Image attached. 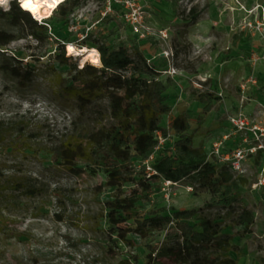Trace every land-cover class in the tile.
<instances>
[{"label":"rangeland","instance_id":"obj_1","mask_svg":"<svg viewBox=\"0 0 264 264\" xmlns=\"http://www.w3.org/2000/svg\"><path fill=\"white\" fill-rule=\"evenodd\" d=\"M10 3L0 7L8 10ZM44 23L53 29L47 41L37 44L27 38L6 49L7 55L36 68L34 80L23 84L0 71V122H18L23 130L22 138L0 143V172H7L0 179L31 178L40 189L29 197L21 188L0 187V264H135L131 256L147 264L151 249L160 247L174 229L147 239L131 235L136 247L130 252L116 238L110 242L108 224L101 220L104 203L114 196L113 190L101 191L106 175L91 172L83 163L69 170L54 158L55 145L81 138L97 121L92 113L80 115L76 101L64 93L72 68L57 63L53 55L64 45L69 55L68 45L97 50L103 44L113 51L127 49L131 56L140 52L155 78L169 82L170 112L162 123L167 140L154 151L155 158L165 150L176 153L171 126L183 113L194 147L212 164H228L225 157L246 150L243 173L237 176L247 180L240 198L254 214V224L247 229L237 225L236 215L222 212L223 230L237 247L232 257L239 264H264V0H82L65 21L53 13ZM0 29L13 30L1 19ZM235 36L240 39L236 47ZM71 56L82 68V58ZM205 94L213 108L201 123L200 96ZM96 106L103 116L106 102ZM240 115L248 125L244 131L233 122ZM151 186L138 203L141 215L202 210L211 200L210 192L188 181L160 180ZM133 189L124 191L129 195Z\"/></svg>","mask_w":264,"mask_h":264},{"label":"trees","instance_id":"obj_2","mask_svg":"<svg viewBox=\"0 0 264 264\" xmlns=\"http://www.w3.org/2000/svg\"><path fill=\"white\" fill-rule=\"evenodd\" d=\"M81 5L82 0H66L54 15L65 21ZM197 18L193 12L191 19L196 21ZM0 19L13 29H0V71L12 80L31 83L36 68L24 64L16 55H7L6 49L27 38L37 44L47 41L53 31L44 23L49 19L39 21L19 0H13L8 10L0 7ZM239 41L235 36L233 46L236 47ZM64 46L53 55L57 63H70L72 68L71 79L63 91L76 101L80 115L92 113L97 125L81 138L65 139L55 145L53 154L55 160L69 170L78 169L83 163L91 172L101 171L106 175L101 191H114L113 200L104 203L101 213V220L108 224L107 239L115 243L116 238V242L130 252L136 247L131 235L147 239L150 234L165 232L174 226L173 231L167 233L166 241L151 249L147 264H239L232 257L237 247L223 230L225 218L222 212L236 215L237 225H246L247 229L254 224V214L240 198L241 187L247 180L236 176L228 164H212L204 151L194 147V140L188 135L190 124L186 114H181L171 126L176 138V153L161 152L152 165L157 174L148 176L144 163L158 146L156 133L166 135L162 123L170 112L166 98L169 82L155 78V70L140 52L131 56L127 49L113 51L103 44L97 48L102 66L86 63L79 68ZM43 57L37 61L41 62ZM102 102L107 105L103 116V111L96 108ZM200 103L204 105L199 118L202 123L203 117L212 111L211 96L201 95ZM21 127L18 122H0V143L9 138H22ZM136 160L141 162L139 169ZM4 173L7 172H0L1 175ZM30 179L6 176L0 179V187L5 191L21 188L27 196L36 197L40 189ZM160 180L188 181L194 188L210 192L211 200L202 210L174 211L168 216L141 215L137 211L141 196L150 194L152 182ZM128 186H134L129 195L124 191ZM214 211L218 214H213ZM193 219L198 221L197 225L190 223ZM111 251L112 248L109 253ZM131 257L135 264H140L137 256ZM131 263L124 260L120 264Z\"/></svg>","mask_w":264,"mask_h":264},{"label":"bare ground","instance_id":"obj_3","mask_svg":"<svg viewBox=\"0 0 264 264\" xmlns=\"http://www.w3.org/2000/svg\"><path fill=\"white\" fill-rule=\"evenodd\" d=\"M66 0H59V2H54V0H31V6L29 8H24L30 10L34 15L39 19V21H44L52 17L53 13L57 8L64 3ZM24 0L22 1V5ZM54 5V6H53ZM69 46V45H68ZM72 46V52L69 55H76L82 58V66L85 63H91L95 66H102L100 53L96 49H89L88 47H83L77 49L75 46ZM69 51V50H68Z\"/></svg>","mask_w":264,"mask_h":264},{"label":"built area","instance_id":"obj_4","mask_svg":"<svg viewBox=\"0 0 264 264\" xmlns=\"http://www.w3.org/2000/svg\"><path fill=\"white\" fill-rule=\"evenodd\" d=\"M173 74H177V72L174 70ZM242 118H243V115H240L239 119L233 120L234 124L238 127V129L240 131H244L248 127L247 123ZM254 131L262 132L259 127H255ZM163 135L164 134L161 132L156 133V139L158 140V146L155 148V151L157 149H159V145H162L167 140V138L166 139L163 138ZM262 136H264V135H262ZM255 151H252L251 153L254 154ZM154 154L155 153H153L151 158L147 162L144 163V165L147 167V172L149 173L148 174L149 177L157 174L155 172V170H153V167H152V165L155 161L154 160L155 159ZM217 155H219V150H217ZM246 157H247L246 150L239 149L234 153L232 158L225 157L224 161H226L228 163V165H230L231 170L237 176V175H241L243 173V162L246 159ZM167 183L172 184L171 182H167ZM263 184L264 183L262 182L261 185H263Z\"/></svg>","mask_w":264,"mask_h":264},{"label":"clouds","instance_id":"obj_5","mask_svg":"<svg viewBox=\"0 0 264 264\" xmlns=\"http://www.w3.org/2000/svg\"><path fill=\"white\" fill-rule=\"evenodd\" d=\"M9 3H10V0H2V2H0V6H7ZM68 50H69V53L72 52L73 49L71 45L68 46Z\"/></svg>","mask_w":264,"mask_h":264},{"label":"snow or ice","instance_id":"obj_6","mask_svg":"<svg viewBox=\"0 0 264 264\" xmlns=\"http://www.w3.org/2000/svg\"><path fill=\"white\" fill-rule=\"evenodd\" d=\"M0 2H2V0H0ZM54 2H59V0H54ZM23 6L29 8L31 6V0H24Z\"/></svg>","mask_w":264,"mask_h":264}]
</instances>
